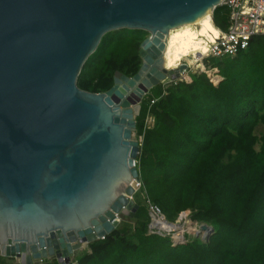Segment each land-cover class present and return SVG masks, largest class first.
Listing matches in <instances>:
<instances>
[{"label":"water","instance_id":"1","mask_svg":"<svg viewBox=\"0 0 264 264\" xmlns=\"http://www.w3.org/2000/svg\"><path fill=\"white\" fill-rule=\"evenodd\" d=\"M223 1L0 0V257L70 264L134 218L144 97L188 69L165 67L169 34ZM123 29L150 35L138 73L117 72L105 93L81 89L88 58ZM201 229L209 242L214 228Z\"/></svg>","mask_w":264,"mask_h":264},{"label":"trees","instance_id":"2","mask_svg":"<svg viewBox=\"0 0 264 264\" xmlns=\"http://www.w3.org/2000/svg\"><path fill=\"white\" fill-rule=\"evenodd\" d=\"M229 15L226 7H217L214 25L227 30ZM147 36L129 29L106 34L78 86L105 93L117 72L133 77ZM205 64L223 78L218 85L209 73L190 72L166 93L160 85L153 88L142 103L137 167L146 200L130 218L133 226L121 222L104 239L84 246L70 264H264V130L258 133L264 129V35L235 57L209 58ZM147 201L169 222L191 212L193 223L214 228L209 242L176 244L150 233ZM8 259L0 257V264Z\"/></svg>","mask_w":264,"mask_h":264},{"label":"built area","instance_id":"3","mask_svg":"<svg viewBox=\"0 0 264 264\" xmlns=\"http://www.w3.org/2000/svg\"><path fill=\"white\" fill-rule=\"evenodd\" d=\"M220 6L226 7L230 12L229 26L227 30H221L217 28L219 30V38L216 42L210 43L208 54L202 59L201 62L195 64L198 65V68L200 67L198 73L205 72L211 74L216 85H218L219 82L223 80V78L219 75H216V69H214L213 73L206 71L203 66V61L209 58H218L224 56L235 57L240 51L248 49L249 43L254 37L264 35V0H224ZM190 69L191 66L188 65V69L182 72L179 79L172 80L171 78H167L164 80L160 85L162 86L164 93H166L170 85H176L178 82H181L186 77ZM150 94L146 95L143 101H145L150 96ZM149 118L152 119L153 126L154 118L150 116L148 119ZM152 126L147 125L148 128H151ZM147 205L149 208V215L151 217L149 232L157 233L163 236L170 235V232H167L165 227L171 222L165 219L161 208L155 204H152L150 201H147ZM181 215L179 217H181V221H183L184 217H186H183V215H186V213ZM62 264L66 263L62 262Z\"/></svg>","mask_w":264,"mask_h":264},{"label":"bare ground","instance_id":"4","mask_svg":"<svg viewBox=\"0 0 264 264\" xmlns=\"http://www.w3.org/2000/svg\"><path fill=\"white\" fill-rule=\"evenodd\" d=\"M218 38L219 30L214 25L212 12L196 24L171 30L164 53L165 67L169 70L180 68L185 59H190L193 65L201 62L209 52L210 43L216 42ZM133 186L138 189L139 183L134 181ZM165 230L175 234L174 242L183 240L181 226L168 224Z\"/></svg>","mask_w":264,"mask_h":264},{"label":"rangeland","instance_id":"5","mask_svg":"<svg viewBox=\"0 0 264 264\" xmlns=\"http://www.w3.org/2000/svg\"><path fill=\"white\" fill-rule=\"evenodd\" d=\"M212 15H214V13H213ZM149 36H150V35L148 34L147 37H149ZM205 62H206V60L203 61V66H204V68L206 69V71H208V72L210 71L211 73H213V72H214V69H211V68L209 69V68L206 66ZM184 63H186L187 65L191 66V69H190V71H189L187 74H189L190 72H192V73L199 72L200 67L198 68V67H197L198 65H193V64L191 63V60H190V59H185V60L183 61V64H184ZM143 102H144V101H143ZM147 125H148V126H149V125L152 126V119H151V118L148 119V121H147ZM263 130H264V129H263L262 127H260V128L258 129V133H260V132L263 131ZM142 141H143V138H142V137H138V142H139L140 144H142ZM145 200H146V196H145V194H144V192H143L142 184H140L139 187H138V189H137V193L135 194V202H136L137 204L142 205V204L145 203ZM181 216H182V215H181ZM184 216H186V217H184ZM183 217H184V219H183ZM183 217H182L183 221L181 222L180 226L182 227V231H183L182 234L184 235L185 239H186V240H193V239H195V238H199V239H201L202 241L206 242V241H207V236H206L205 232L202 231V229H201V226H202L203 223H200V224H195V223H193V222L191 221V213H190V212L186 213V215H183ZM124 218H125V219H124V222H125L126 224H128L130 227H132V226H133V221H132L130 218H126V217H124ZM179 218H181V217H179ZM122 221H123V218H122ZM183 224H184V225H183ZM174 235H175L174 233H170V235H167V237H169L170 240L173 241V238H175ZM173 242H174V241H173ZM181 242H183V240H182ZM181 242H179V243H181ZM8 263H9V264H17V263L15 262V260H12V261H10V262H8Z\"/></svg>","mask_w":264,"mask_h":264},{"label":"crops","instance_id":"6","mask_svg":"<svg viewBox=\"0 0 264 264\" xmlns=\"http://www.w3.org/2000/svg\"><path fill=\"white\" fill-rule=\"evenodd\" d=\"M124 219H125V218H123V221H124ZM123 221H122V222H123ZM78 253H79V252H78ZM78 253H76V254L74 255V257L72 258V261L75 260V258H76V256H77ZM12 260H13V259H8L7 262H10V261H12Z\"/></svg>","mask_w":264,"mask_h":264},{"label":"clouds","instance_id":"7","mask_svg":"<svg viewBox=\"0 0 264 264\" xmlns=\"http://www.w3.org/2000/svg\"><path fill=\"white\" fill-rule=\"evenodd\" d=\"M216 27V26H215Z\"/></svg>","mask_w":264,"mask_h":264}]
</instances>
